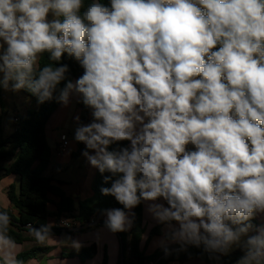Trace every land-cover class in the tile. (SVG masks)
I'll return each mask as SVG.
<instances>
[{"label":"clouds","instance_id":"clouds-1","mask_svg":"<svg viewBox=\"0 0 264 264\" xmlns=\"http://www.w3.org/2000/svg\"><path fill=\"white\" fill-rule=\"evenodd\" d=\"M0 89L91 110L74 140L122 206L101 210L111 233L146 203L165 256L264 264V0H0ZM11 224L0 211V264H25ZM52 224L26 227L44 244Z\"/></svg>","mask_w":264,"mask_h":264},{"label":"trees","instance_id":"trees-1","mask_svg":"<svg viewBox=\"0 0 264 264\" xmlns=\"http://www.w3.org/2000/svg\"><path fill=\"white\" fill-rule=\"evenodd\" d=\"M107 3L108 0H101ZM85 7L91 3V0H84ZM47 53L41 56L40 65L52 63L48 60ZM61 63H66L70 67L69 77L73 80L78 78L83 73V69L78 62L69 58L67 54L62 58ZM63 83L61 84V87ZM26 95L30 96L37 105L34 110H28L24 117H19V124L16 125L15 131L5 137L3 119H0V181L4 176L15 175L20 178L19 187L11 186L7 190V196L17 215L7 211L12 218L10 235H12L18 244L26 242H35L34 237L29 234L27 225L31 224L36 227L40 224L47 223L50 213L48 205L51 203L49 195H54L59 198L56 203L57 212L54 216L57 219L71 217L74 221L80 223L81 226H89L90 220L95 217L97 223L95 226L104 225L105 217L101 214V210L113 207H122L111 196H103L101 187L110 186L104 184L101 174L96 173L92 185L93 196L86 200L75 201L72 197L66 195L59 187L53 184V179L46 177L45 172L51 161L52 151L49 146L46 127L49 120L58 110L61 103L56 100L46 101L43 104L38 103L36 96L32 95L27 90H22ZM58 95V94H57ZM0 103L2 112L7 114V110L3 104L2 89H0ZM81 110L80 123H90L89 116L91 110L86 108L82 103H78ZM127 141L120 142V146L127 145ZM113 147H117L113 145ZM107 174V173H106ZM0 211H6L0 208ZM135 220L130 232L117 233L122 242V256L118 260V264H170L173 262H183L186 260H199L207 264H236V261L243 253L239 250L234 251L231 255L222 257L220 261L210 260L208 254L203 252V249L194 246H188L186 251H173L171 255L165 256L163 251H156L151 255H146V250L149 242L155 236H161L160 224L154 227L146 241H143L145 235V219H144V204H141L134 209ZM254 225H258L257 219L252 221ZM63 231L60 228H52L51 234L58 235ZM129 236V254L125 257L127 249L126 238ZM41 245V244H40ZM42 246V245H41ZM35 246L34 248L25 251L18 255V259L25 261V264L36 258L40 253L49 250V247ZM173 249H178L179 246H171ZM94 251L92 248H81L79 257L83 260L93 258ZM101 264H108V255L104 254V259Z\"/></svg>","mask_w":264,"mask_h":264},{"label":"crops","instance_id":"crops-1","mask_svg":"<svg viewBox=\"0 0 264 264\" xmlns=\"http://www.w3.org/2000/svg\"><path fill=\"white\" fill-rule=\"evenodd\" d=\"M2 97L5 109L8 111L7 114H4L0 103V119L5 118V128L10 121H13L14 125V118H19L21 116L18 114L11 118L9 107L7 109L8 103L4 101L3 94ZM77 115L81 117V110L78 107L77 98L72 96L69 105L65 107L61 104L49 120L46 127V136L52 151V157L48 169L45 172L46 177L53 179L54 185L59 187L66 195L72 197L76 202L89 199L93 196L92 185L97 173V170L92 169L87 163L86 158L81 155L82 151L85 149V145L70 138L66 130L72 123L78 126L77 122L74 120V117ZM4 132H7V127ZM62 134L68 136L70 143L68 149L64 152H61L59 148L60 136ZM189 147L191 148L192 146L189 145ZM19 185L20 178L15 175L4 176L0 181V208L9 211L14 215H17V212L9 201L7 190L11 186L19 187ZM49 198L51 200V203L48 205L50 216L48 217L47 222H53L52 228H56V222L58 219L54 214L57 212L56 203L59 202V198L54 195H49ZM144 219L146 232L143 241L145 242L150 231L161 223L153 217L152 213L148 210L146 203L144 204ZM256 219L258 225L264 223V217L258 216ZM129 232L130 231L127 233ZM161 232V236H155L149 242L146 255H151L156 251H163L162 248L158 246V241L163 238L164 226L161 228ZM77 240L81 242V247L79 249L73 245V241ZM19 245L22 246L21 249H18L19 254L28 251L35 246L42 245L41 247H49L48 251L40 253L36 258L29 260L35 261L36 264H101L105 252L108 255V264H118V260L122 256L123 248L118 234L111 233L104 227V225L98 227L89 225L83 227L78 222L74 223L72 230L64 231L62 233L59 232L58 235H52L44 242V244L40 245L35 242H26ZM128 245L129 236L126 238V258H128L129 254ZM81 248H92L94 251L93 258L88 260L81 259L79 257ZM196 261L199 260H186L170 264H195ZM202 263L207 264L204 262Z\"/></svg>","mask_w":264,"mask_h":264},{"label":"rangeland","instance_id":"rangeland-1","mask_svg":"<svg viewBox=\"0 0 264 264\" xmlns=\"http://www.w3.org/2000/svg\"><path fill=\"white\" fill-rule=\"evenodd\" d=\"M2 94L4 96V101L8 103L7 109L9 107L10 110V116L11 118L15 115H20L21 117H24L26 115V112L28 110H34L37 108L36 103L34 100L26 95L22 90L13 92V91H5L2 90ZM5 118H3V123L5 125ZM15 125V124H14ZM13 121H10L7 127V132H4L5 136H8L13 133V131L16 129V125L14 128ZM77 127L76 124L72 123L69 125V127L66 129L69 137L74 140V131ZM22 246H20L21 249ZM195 264H203L202 262L196 261Z\"/></svg>","mask_w":264,"mask_h":264},{"label":"built area","instance_id":"built-area-1","mask_svg":"<svg viewBox=\"0 0 264 264\" xmlns=\"http://www.w3.org/2000/svg\"><path fill=\"white\" fill-rule=\"evenodd\" d=\"M88 119L91 120V119H92V115H90ZM19 122H20V121H19V118H18V117H15V118H14V123H15L16 125H18ZM69 144H70V143H69L68 136H67L66 134H62V135L60 136V147H59V148H60V151H61V152L66 151V150L68 149V147H69ZM82 144H83V143H82ZM83 145H84V144H83ZM63 220H68V224H69L70 226H65V225L62 223ZM75 222H76V221H74V219L71 218V217H66V218L58 219L57 222H56V228L63 229V231L72 230V229H73V225H74ZM96 223H97V220H96L95 217H93V218L90 220L89 225H90V226H95ZM150 264H153V263H150Z\"/></svg>","mask_w":264,"mask_h":264},{"label":"water","instance_id":"water-1","mask_svg":"<svg viewBox=\"0 0 264 264\" xmlns=\"http://www.w3.org/2000/svg\"><path fill=\"white\" fill-rule=\"evenodd\" d=\"M5 125H6V122H5ZM6 129V127L4 128V130Z\"/></svg>","mask_w":264,"mask_h":264}]
</instances>
